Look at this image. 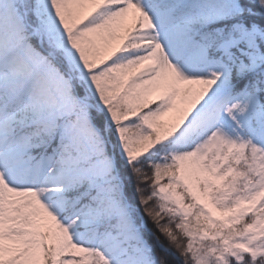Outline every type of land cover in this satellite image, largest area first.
<instances>
[{
  "label": "snow or ice",
  "instance_id": "1",
  "mask_svg": "<svg viewBox=\"0 0 264 264\" xmlns=\"http://www.w3.org/2000/svg\"><path fill=\"white\" fill-rule=\"evenodd\" d=\"M0 264H264V0H0Z\"/></svg>",
  "mask_w": 264,
  "mask_h": 264
},
{
  "label": "rangeland",
  "instance_id": "2",
  "mask_svg": "<svg viewBox=\"0 0 264 264\" xmlns=\"http://www.w3.org/2000/svg\"><path fill=\"white\" fill-rule=\"evenodd\" d=\"M162 119H168V114H165V116L162 117Z\"/></svg>",
  "mask_w": 264,
  "mask_h": 264
}]
</instances>
